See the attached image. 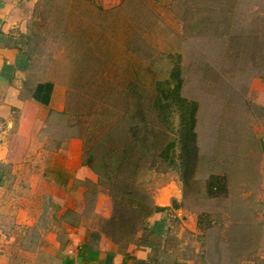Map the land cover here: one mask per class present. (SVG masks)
<instances>
[{
    "label": "rangeland",
    "instance_id": "374dc122",
    "mask_svg": "<svg viewBox=\"0 0 264 264\" xmlns=\"http://www.w3.org/2000/svg\"><path fill=\"white\" fill-rule=\"evenodd\" d=\"M25 1L16 37L33 76L67 87L53 137L79 139L81 162L97 176L80 202L86 219L117 243L136 235L163 241L168 258L264 264V0ZM179 98L195 104L197 156L187 183L178 165ZM168 141L174 145L161 158ZM210 179L223 190L209 192ZM97 191L110 199L104 217L92 215L105 208L96 206ZM143 203L163 208L160 235L138 228L131 236ZM64 204L52 207L50 218L44 202L38 226L80 220ZM2 206L10 215L11 205ZM4 224V236L18 242L19 225L9 218ZM5 251L15 259L32 252Z\"/></svg>",
    "mask_w": 264,
    "mask_h": 264
},
{
    "label": "crops",
    "instance_id": "0c3cea01",
    "mask_svg": "<svg viewBox=\"0 0 264 264\" xmlns=\"http://www.w3.org/2000/svg\"><path fill=\"white\" fill-rule=\"evenodd\" d=\"M26 2L0 0V264H193L168 258L169 247L163 241L139 242L136 235L133 241L117 243L86 219L88 213L80 202L86 185L94 184L97 176L81 162L79 139L70 135L58 143L53 137L58 115L66 107L67 87L52 76L35 78L28 54L18 45L16 28L21 26L22 31ZM3 167L10 168L16 178L7 180ZM95 195L96 206L102 203L105 208L95 207L92 215H108V195L99 191ZM44 202L50 218L52 207L62 202L63 210L77 211L80 220L42 229L37 219ZM3 203L11 205L10 215ZM159 213L154 212L149 223L163 218ZM5 218L19 225L18 242L4 236ZM12 246L32 252L15 259L5 251ZM42 252L45 261L41 263Z\"/></svg>",
    "mask_w": 264,
    "mask_h": 264
},
{
    "label": "trees",
    "instance_id": "16d2710c",
    "mask_svg": "<svg viewBox=\"0 0 264 264\" xmlns=\"http://www.w3.org/2000/svg\"><path fill=\"white\" fill-rule=\"evenodd\" d=\"M172 72H173L172 73L173 76H175V79L177 80L174 89H172V91L175 92L179 86L177 84L180 82L179 78L177 77V73H178L177 65L174 66ZM167 95L168 93L164 94V96ZM157 100L156 102L159 104V107L164 106V103H162L159 99ZM179 100L183 106V115L181 116V124L183 128H181L178 138L179 140L178 165L181 169L180 179L182 183H187L188 177L191 175V173L194 170L196 156H197L196 155L197 146L195 143V133L193 130L195 104L194 102H187L182 98H179ZM173 145L174 143L172 141L166 142L159 149L157 155L161 158H166L169 150L172 148ZM211 179L209 181H211ZM212 189L217 191L218 190L222 191L223 190L222 183L219 180H214V182L212 181L208 182V191L212 192ZM141 205L144 209L143 212L144 215L143 217L140 218V225L138 226H134L133 224L131 225V233H130L131 236L134 234V231H136L138 228H143V229L148 228L150 233L160 235L163 232L164 218H161L159 220L153 221L151 224H148L145 217H147L152 212L160 211L163 208L149 203H143Z\"/></svg>",
    "mask_w": 264,
    "mask_h": 264
},
{
    "label": "bare ground",
    "instance_id": "6f19581e",
    "mask_svg": "<svg viewBox=\"0 0 264 264\" xmlns=\"http://www.w3.org/2000/svg\"><path fill=\"white\" fill-rule=\"evenodd\" d=\"M163 202L165 201V200H167V199H161ZM161 202V201H160ZM167 202H168V200H167ZM165 203V202H164Z\"/></svg>",
    "mask_w": 264,
    "mask_h": 264
}]
</instances>
